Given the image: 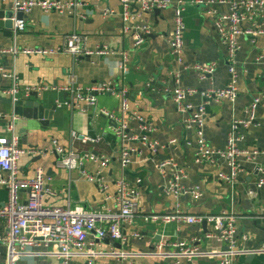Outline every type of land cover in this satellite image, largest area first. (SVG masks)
<instances>
[{
	"label": "crops",
	"instance_id": "crops-1",
	"mask_svg": "<svg viewBox=\"0 0 264 264\" xmlns=\"http://www.w3.org/2000/svg\"><path fill=\"white\" fill-rule=\"evenodd\" d=\"M14 1L0 0V10H12ZM75 1L83 5L79 9V14L87 17L83 22L73 14H44L34 9L26 17L27 27L24 32L9 37L0 28V68L3 70L0 73V95L6 97L2 92L12 86V80L5 75L15 73L21 88L39 92L44 99L45 110L52 112L49 120L42 121L15 114L19 118L16 131L20 136V147L43 152L41 155H24L20 158L18 167L21 179L34 178L36 170L43 169L47 178L46 190L55 193L54 196L47 194L44 197L45 205L62 208L83 206L91 210H97L105 204L115 207V183L122 175L133 187L141 179L138 187L139 201L146 214H172L177 210L193 216L233 213L239 217L236 224L239 253L235 264H264V255L259 253L264 242V224L260 219L264 218V188L259 191L258 197L249 195L264 171V98L255 122L247 129L242 128L246 140L240 144L243 151L251 154L258 152L259 155L241 158L242 173L238 184L231 189L218 178L220 172L229 171L225 160L216 156L212 161H199L195 132L184 125V119L190 113L184 112L172 96L165 93L166 88L172 89L177 85L183 89L197 90V94L187 101L195 110L207 101L203 96L206 91L222 90L229 86L232 79L227 48L218 34L216 16L229 14L230 5L219 4L222 0H172L174 7L178 4L184 7L185 50L183 65H180L169 48V38L174 29L173 8L162 11L158 17L153 12L140 16L134 14L132 26L149 27L151 30L144 45L136 50L134 33L126 34L124 31L120 0ZM107 9L112 14L106 17L104 10ZM74 32L87 38L90 51L108 48L110 54L76 60L68 54L48 58L19 55L14 58L11 54L3 53L13 47L63 48L66 37ZM238 44L240 49L235 66L238 100L234 103L209 101L207 106L205 138L217 152L226 149L232 123L244 120L253 100L264 97V36L255 42L243 37L238 40ZM124 54L128 55V61ZM196 65H214L215 72L202 81L196 71L185 70ZM71 76L75 77L81 88L108 83L119 90H126L131 111L141 118V121L128 120L130 134L139 138L147 136L157 141L161 145L159 156L153 158L142 143L129 141L126 146L134 151L132 164L122 172L121 144L110 129L108 118L98 115L94 108L86 105L84 113L60 106L68 96L59 89L69 85ZM45 88L48 90H43ZM21 99L29 100L28 96ZM121 103L122 100L116 96H101L98 98V111L119 114ZM0 115L6 116L0 118V137H3L7 132L9 117L14 115L13 107L0 101ZM80 135L100 137L101 140L97 144L83 145L78 140ZM54 142L66 151L91 152L111 160L108 167L101 171L108 185L107 193L99 184L88 182L79 170L68 172L59 168V157L52 151ZM166 160H172L185 170L186 178L180 182L181 187L187 190L199 188V199L190 195L175 199L166 194L174 175L171 167L166 169L163 176L158 169L159 162ZM84 169L92 176L98 172L93 163L85 164ZM107 197L112 200L107 202ZM7 200L8 192L0 186V207L5 206ZM211 229L208 224L206 227L188 224L156 225L139 219L123 227L127 242L122 246L118 243L112 245L109 241L101 242L93 234L89 242L93 243L92 249L96 256L90 259L75 258L71 264H88L90 260L93 264H118L113 251L131 256L124 264H176L177 258L182 259L177 249H158L159 244L168 242H185L197 248L201 256L194 258V264H221L227 247L207 237ZM6 231V224L0 219V238L5 236ZM135 234H139L140 238ZM0 264H7V248L1 242ZM17 264L62 262L55 246L43 245L26 252ZM181 264L188 262L183 260Z\"/></svg>",
	"mask_w": 264,
	"mask_h": 264
},
{
	"label": "built area",
	"instance_id": "built-area-1",
	"mask_svg": "<svg viewBox=\"0 0 264 264\" xmlns=\"http://www.w3.org/2000/svg\"><path fill=\"white\" fill-rule=\"evenodd\" d=\"M122 7V18L125 24L124 31L126 34L134 33V48H141L146 38L151 34L149 27H134L131 23L136 16L152 13L155 10L165 11L174 9V29L169 38V48L171 55L178 64L183 65V55L185 50V21L184 7L182 4L174 7L172 0H120ZM219 4H229L230 13L227 15L216 16V28L218 34L227 48V59L230 65L231 83L222 90H208L203 96L206 98L204 104L195 110L187 101L190 97L197 94L195 89H183L179 85L174 88H166L165 93L172 96L175 103L184 112L190 115L184 119V125L187 129L193 130L196 135V145L198 147L197 156L200 161L213 160L216 156L225 160L228 172H220L218 178L221 183L233 189L238 184L242 173V164L240 160L243 156H257L258 152L248 153L243 151L240 144L246 140L243 129L249 128L256 120L257 111L261 103L262 96L253 100L252 104L246 111V117L242 121L232 123L227 147L222 152L212 149L205 138V124L207 117V106L209 101L234 103L238 100V78L236 74L237 54L240 49L238 40L240 38L250 39L255 42L259 37L264 36V0H222ZM82 4L77 1L64 2L60 0H15L12 12L16 16L21 13L24 19H13V32L15 36L24 32L27 27L26 17L34 10L39 9L44 14L69 13L75 15L80 21L86 20L85 14H79ZM112 11L104 10V15L110 16ZM216 14V13H214ZM17 58L19 55L37 56L48 58L59 54H68L76 60L84 57L107 56L110 54L108 48H102L92 52L87 48V38L77 32L68 35L63 48H17L3 52ZM126 61L128 55L124 54ZM185 70H194L198 73L200 80H205L208 76L214 74V65H196L185 68ZM0 68V73L2 72ZM12 80V86L9 90L2 92V95L8 97L13 103L18 102L23 96H28L34 92L32 89H22L16 74L5 75ZM177 84L179 76L176 77ZM43 90H48L47 88ZM56 90V88L54 89ZM59 90L67 94L68 99L60 106L70 110L84 113V106L92 107L98 115L108 118L117 139L121 144L120 165L122 172L128 170L132 164V151L126 146L129 141H136L150 151L153 158L159 156L161 145L157 141L150 140L147 136L141 138L132 136L129 131L128 120L134 121L141 118L133 113L130 109L128 92L119 90L112 84H98L89 88H81L77 85L74 76L70 77L69 85ZM41 91V89L39 90ZM101 96H116L122 100L120 113L109 112L106 110L98 111V98ZM6 116L0 115V118ZM7 125L5 136L0 137V186L5 187L8 192V200L5 206L0 207V219L6 224V234L0 238V242L7 248V264H17L19 259L33 248L40 246H55L57 256L62 264H71L75 258H92L96 256L93 252V243L89 242V237L96 235L99 241H109L112 245L127 242V237L123 233V227L132 225L137 220L142 219L147 223L156 225H203L207 223L212 229L207 234L209 239L217 240L224 243L227 247L225 257H222L221 264H235L238 251L236 241V224L239 217L233 213L222 212L217 215H188L181 210L172 214H146L141 208L139 201V185L141 179L133 187L122 175L116 183V196L113 199L115 207L103 205L97 210L86 209L83 206L76 208H62L59 206H47L44 204V197L49 194L54 196V192L46 190L47 178L43 169H37L34 178L21 179L19 176V161L24 155L37 156L43 152L39 150H24L20 147V136L16 131V125L19 118L12 115ZM78 140L83 145L88 143L97 144L100 137L90 138L80 135ZM174 143V142H172ZM52 151L57 153L58 167L68 172L79 170L84 178L90 183L99 184L100 188L107 193L108 185L101 176V171L108 167L111 160L108 158L95 156L91 152L79 153L66 151L58 145L57 142L52 144ZM93 163L97 166L98 172L92 176L84 169L85 164ZM173 169V179L169 182L166 194L179 199L181 196L190 195L195 199L201 197L199 188L184 189L180 182L186 178V172L183 168L173 163L172 160L160 161L158 169L162 176L167 168ZM260 171V170H259ZM264 188V171L261 178L257 181L254 188L249 191L253 198L258 197L260 190ZM112 200L107 197L106 201ZM264 224V218H260ZM134 236L140 238L139 234ZM160 245V244H159ZM158 245L159 250L166 247H172L179 251L181 258L176 259V264H181L186 260L188 264H194V258L200 257V251L188 245L185 242L173 243L168 242ZM161 252V251H160ZM155 253V252H154ZM264 255V242L259 250ZM118 264H124L130 259L128 254H118L113 251ZM161 256L160 253H155ZM220 256V254H215ZM88 264H93L89 261Z\"/></svg>",
	"mask_w": 264,
	"mask_h": 264
},
{
	"label": "water",
	"instance_id": "water-1",
	"mask_svg": "<svg viewBox=\"0 0 264 264\" xmlns=\"http://www.w3.org/2000/svg\"><path fill=\"white\" fill-rule=\"evenodd\" d=\"M161 10H155L153 13L156 17L161 14ZM17 20L24 19V16L21 13H18L16 16L13 14L12 10H0V28L5 30L7 36L11 37L13 32V19ZM129 97V96H128ZM29 100L20 99L18 102L13 103L11 99L3 97L0 95V101L13 107L15 114H19L28 119H38L49 120L51 118L52 112L46 111L43 105L44 99L39 92H32L29 95ZM35 99V101H32ZM57 106H55V109ZM207 223H204L203 226L206 227Z\"/></svg>",
	"mask_w": 264,
	"mask_h": 264
}]
</instances>
